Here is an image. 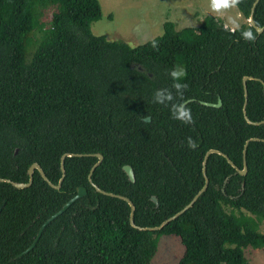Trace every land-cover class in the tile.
Masks as SVG:
<instances>
[{
    "label": "trees",
    "instance_id": "trees-1",
    "mask_svg": "<svg viewBox=\"0 0 264 264\" xmlns=\"http://www.w3.org/2000/svg\"><path fill=\"white\" fill-rule=\"evenodd\" d=\"M255 1L241 0L248 23L234 31L214 16L183 30L166 22L153 48L95 36L100 0H0V180L29 184L34 164L54 186L64 178L60 190L38 171L25 190L0 183V264H154L164 235L181 238L179 264H249L246 249L264 248V124L247 121H264V32L256 29L264 28V0L256 27ZM249 28L254 42L241 36ZM176 65L187 69L193 124L173 119L170 104L153 103L157 89L175 94ZM246 77L254 78L247 116ZM248 141L246 175L212 154L209 187L194 206L160 230L139 228L160 226L191 203L205 186L210 150L244 170ZM96 154L104 161L91 182ZM81 189L88 195L19 257ZM98 189L128 198L137 226L128 202Z\"/></svg>",
    "mask_w": 264,
    "mask_h": 264
},
{
    "label": "rangeland",
    "instance_id": "rangeland-1",
    "mask_svg": "<svg viewBox=\"0 0 264 264\" xmlns=\"http://www.w3.org/2000/svg\"><path fill=\"white\" fill-rule=\"evenodd\" d=\"M103 16L93 22L92 33L111 41H124L131 47L155 40L165 33L166 22H174L179 30L199 27L207 16H214L227 28L238 29L248 20L238 7L223 12L211 9V0H100ZM112 16V18H111ZM235 19L239 25L230 22ZM27 54V59H30ZM264 233V222L261 226ZM185 254V246L176 235H164L154 264H179ZM249 264H264V248L248 247Z\"/></svg>",
    "mask_w": 264,
    "mask_h": 264
},
{
    "label": "water",
    "instance_id": "water-1",
    "mask_svg": "<svg viewBox=\"0 0 264 264\" xmlns=\"http://www.w3.org/2000/svg\"><path fill=\"white\" fill-rule=\"evenodd\" d=\"M261 0H256L255 1V5L253 7V11H252V16L250 18V22L251 24L256 27L255 25V20H254V13H255V9L257 7V5L260 3ZM257 31L259 34H262L264 32V28H258L256 27ZM254 78L252 77H246L245 78V89H246V97H247V103H246V108H245V114L247 116V106H248V93H249V88H248V83L249 81H253ZM258 81V80H257ZM192 100L188 101L187 103L191 102ZM186 103V104H187ZM203 105L205 106H208V107H216V108H219L222 104V102L220 101L219 104H212V103H205V102H201ZM147 121L151 122L152 119L149 118L147 119ZM247 121L251 124H255V125H260V124H264V121L263 122H259V123H252L248 118H247ZM259 139H252L251 141H257ZM250 141H248L245 145V150H244V165H245V169L244 170H241L238 165L231 159H229V157L227 155H224L222 152H219L217 150H210L206 157H205V160H204V163H203V174L205 176V180H206V183H205V186L204 188L194 197V199L191 201V203H189L184 209H182L177 215H175L174 217L166 220L165 222H163L160 226H154V227H139L140 229H148V230H160L162 228H164L168 223L172 222L173 220H177L180 216H182L186 211H188L189 209H191L194 204L198 201V199L206 192V190L208 189L209 187V178L207 176V162H208V159L210 157V155L212 154H220V155H223L231 164H234L235 167L238 169L239 173H241L242 175H246L247 174V149H248V145H249ZM68 156H72V155H68ZM78 156H83V155H78ZM95 157H98L100 159V161L97 163V165H95V168L93 169L92 171V174H91V177H90V180L92 182L93 180V176L95 174V172L99 169L100 165L103 163L104 161V155L102 154H96L94 155ZM66 157L67 155L63 156L62 158V163H61V170H62V173H63V177L65 176V160H66ZM124 172L125 174L128 176L129 180L131 183H135V175H134V172H133V169L131 167H124ZM38 171L42 178L55 190H60L61 189V186H62V183H63V180L64 178L61 180L59 186H54L52 185L49 180L47 179L45 173L43 172V170L41 169L40 165L39 164H34L33 167L30 169L29 171V176H30V182L29 184H15V183H12L11 181H7V180H0V183H7V184H10L12 185L15 189H18V190H25V189H28V188H31L33 183H34V174L35 172ZM99 192L105 194V195H108V196H112V197H117L119 199H122V200H125L126 202L129 203V205L131 206V224L133 226H137L136 223H135V220H134V212H135V206L134 204L126 197L124 196H121V195H116L114 193H109V192H106V191H102L100 189H98ZM86 195H88L87 193V190L86 189H81L80 190V194L78 197H75L73 200L67 202L63 208L59 211H57L55 214H53L41 227L36 239L34 240V242L32 243V245L27 249L25 250L24 252H22V254L19 256V257H22L23 255L27 254V252L31 251L37 244L38 240L40 239V237L42 236V233L44 231V229L46 228V226L51 223L57 216H60L62 213H64L70 206H72L74 203H76L78 200L84 198ZM154 201L158 204V199L156 197H154ZM2 209H0V212H1Z\"/></svg>",
    "mask_w": 264,
    "mask_h": 264
},
{
    "label": "clouds",
    "instance_id": "clouds-1",
    "mask_svg": "<svg viewBox=\"0 0 264 264\" xmlns=\"http://www.w3.org/2000/svg\"><path fill=\"white\" fill-rule=\"evenodd\" d=\"M241 0H211V9L214 12H223L234 8L239 5ZM230 22L239 27L235 19L230 18ZM235 29H232L234 31ZM241 36L247 41H255L256 36L254 35L251 28L241 32ZM153 48H158V44L153 41ZM169 75L173 80L172 88L175 89V94L167 88L157 89L153 94V103L168 106L171 105L170 111L173 119L179 120L184 124H193V116L191 109L188 108L184 102V91L189 87L187 83L182 81L187 77V69L182 65L174 66L170 71ZM187 145L191 149H195L198 145L197 142L192 138L188 137Z\"/></svg>",
    "mask_w": 264,
    "mask_h": 264
}]
</instances>
